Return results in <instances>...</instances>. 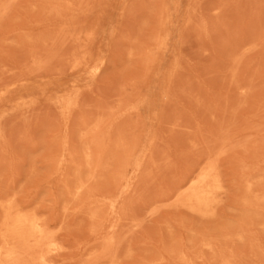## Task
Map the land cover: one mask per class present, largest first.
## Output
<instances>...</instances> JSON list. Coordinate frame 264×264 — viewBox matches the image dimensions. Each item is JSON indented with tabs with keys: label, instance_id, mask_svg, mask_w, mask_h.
I'll return each mask as SVG.
<instances>
[{
	"label": "rangeland",
	"instance_id": "374dc122",
	"mask_svg": "<svg viewBox=\"0 0 264 264\" xmlns=\"http://www.w3.org/2000/svg\"><path fill=\"white\" fill-rule=\"evenodd\" d=\"M44 1L0 0V247L13 203L57 233L55 264H201L225 245L222 264H264V0ZM209 160L224 193L202 216L181 190Z\"/></svg>",
	"mask_w": 264,
	"mask_h": 264
},
{
	"label": "bare ground",
	"instance_id": "6f19581e",
	"mask_svg": "<svg viewBox=\"0 0 264 264\" xmlns=\"http://www.w3.org/2000/svg\"><path fill=\"white\" fill-rule=\"evenodd\" d=\"M16 1V0H15ZM46 1V0H45ZM44 1V3H46V2H48V1H46L45 2ZM63 1V0H62ZM73 1V0H72ZM12 2H13V0H12ZM53 2V1H52ZM56 2H58V1H56ZM64 2V1H63ZM74 2V1H73ZM66 3H68V2H65L64 4H66ZM70 3H71V1H70ZM70 3H69V5H70ZM51 4V3H50ZM61 4V3H60ZM63 4V3H62ZM63 4V5H64ZM74 4V3H73ZM73 4H71V5H73ZM44 5H46V6H48L49 5V2L48 3H46V4H44ZM62 5V6H63ZM79 5V4H78ZM77 5V6H78ZM50 6V5H49ZM49 6H48V8H49ZM51 6H52V4H51ZM50 6V7H51ZM66 6V5H65ZM73 6H75V5H73ZM7 6H5L4 8H6ZM44 7V6H43ZM57 7V6H56ZM55 7V8H56ZM67 7H69V6H67ZM72 7V6H71ZM76 7V6H75ZM46 7H44L43 8V12L45 13V10L46 9H48V8H46ZM54 8V9H55ZM2 9V11H3V8H1ZM45 9V10H44ZM69 9H70V7H69ZM77 9V11H78V8H76ZM80 9V8H79ZM4 10H6V9H4ZM56 10V9H55ZM59 10H60V7H59ZM59 10H58V12H57V14L59 13ZM7 12H8V10H6ZM49 11H50V9H49ZM52 11V10H51ZM50 11V12H51ZM62 11V10H61ZM77 11H76V13H77ZM80 11V10H79ZM6 12V15L8 14ZM46 12H47V10H46ZM53 12H55V11H53ZM2 13V12H1ZM0 13V14H1ZM3 13H5V12H3ZM49 13V12H48ZM73 13V12H72ZM50 14V13H49ZM48 14V15H49ZM52 14V13H51ZM68 14V13H67ZM66 14V16H68ZM3 15V14H2ZM5 15V14H4ZM3 15V16H4ZM47 15V14H46ZM59 16H60V14H58ZM73 15V14H72ZM72 15H70V16H72ZM56 16V15H55ZM48 17V16H47ZM47 17H46V20L44 19V21H46V22H48L47 21ZM51 17V16H50ZM74 17V16H73ZM53 18V17H52ZM55 18V17H54ZM72 18V17H71ZM70 17H69V19H71ZM68 19V18H67ZM52 21V20H51ZM67 22H70V21H67ZM66 23V22H65ZM44 24H46V23H44ZM47 25V24H46ZM49 25H50V22H49ZM49 25H48V27H49ZM66 25H67V23H66ZM66 25L64 26V27H66ZM68 25H70L69 23H68ZM69 32V30L67 31V33ZM78 35V34H77ZM30 39V38H29ZM85 55V54H84ZM88 56V55H87ZM81 57V56H80ZM80 59V58H79ZM77 60V59H76ZM82 60V59H81ZM86 60V59H85ZM80 63H82V62H80ZM74 66V65H73ZM78 66H80L78 63L77 64H75V67H78ZM82 66V65H81ZM46 75V74H45ZM43 77V76H42ZM48 77V76H47ZM46 80H47V78L46 77H44ZM42 81H45V80H42ZM89 130V129H88ZM92 130V129H91ZM91 130H89V131H91ZM87 131V130H86ZM91 133V132H90ZM84 134V133H83ZM89 134V133H88ZM82 135V134H81ZM87 135V134H86ZM90 135V134H89ZM85 136V135H84ZM87 137H89V136H87ZM67 141V140H66ZM65 141V143H67ZM94 141V140H93ZM96 141H97V143L99 142L97 139H96ZM96 141H95V143H96ZM92 143V142H91ZM94 143V142H93ZM92 143V146H97L96 144H93ZM88 144H90V143H88ZM100 144V143H99ZM230 144V143H229ZM255 144V143H254ZM223 145H225V146H227L226 145V143L225 144H222V146ZM91 146V147H92ZM224 146V147H225ZM245 146V145H244ZM258 146V145H257ZM99 147V146H98ZM223 147V148H224ZM245 147H247V146H245ZM249 147H251V146H249ZM254 146L252 145V148H253ZM100 148V147H99ZM221 148V147H220ZM225 149H227L226 147L224 148V150ZM245 149V148H244ZM254 149V148H253ZM85 150H87V149H85ZM92 150V149H91ZM230 150V149H229ZM246 150H247V148H246ZM256 150H258L257 148H256ZM255 150V151H256ZM101 151V150H100ZM219 151H220V149H219ZM245 151V150H244ZM248 151H250L251 152V150H250V148H249V150ZM226 152V151H225ZM230 152V151H229ZM247 152V151H246ZM249 152V153H250ZM218 154H219V152H217ZM221 153H223L222 152V148H221ZM228 153V152H227ZM254 153V152H253ZM256 153V152H255ZM262 153H260L259 155H261ZM103 154H100V155H98V158H100L99 156H102ZM245 155V154H244ZM250 155H251V153H250ZM258 155V154H257ZM93 156H94V154H93ZM216 156V155H215ZM223 156H225V154L223 153ZM222 155H220V158L221 157H223ZM245 156H247V155H245ZM249 156V155H248ZM252 156H254V154L252 155ZM262 157V156H261ZM72 158V157H71ZM103 158V157H102ZM215 158V157H214ZM217 158L220 160V158H219V155L215 158V162L217 161ZM245 157H243V159H244ZM259 158V157H258ZM92 159V158H91ZM241 159H242V156H241ZM254 159V158H253ZM260 159V158H259ZM258 159V160H259ZM264 159V156L262 157V160ZM63 160H65V159H63ZM62 160V161H63ZM94 160H96V158L94 159ZM100 160V159H99ZM211 160V159H210ZM208 161V163L210 162V164H207V166H204V168L203 169H201L200 171H199V173H196V175L195 176H193V177H191L187 182H186V184H185V186H184V189H183V192H182V190H181V188H179L181 185H182V181H184L186 178H184L183 180H181V183H179L178 185H180V186H177L178 187V190L180 189L181 190V193L183 194V195H185L186 196V200H184V204H183V201H176L177 203H180V204H183L182 206L185 208V205L186 206H188L189 205V207L193 210V211H195V212H197V213H199L200 215H202V216H208V215H210V214H212V206H214V204H216L217 205V196L219 195V194H221V192L222 193H224L223 192V187H222V184H221V181H220V176L218 175V172H216V170L218 169V170H220V168L218 167V168H216V167H214L215 166V164H211V161L213 160V158H212V160L211 161ZM218 160V161H219ZM250 160H252V158L250 157ZM91 161V160H90ZM89 161V162H90ZM102 161V160H101ZM100 161V162H101ZM245 161V160H244ZM96 162H98V160H96V161H93V163L96 165L97 163ZM214 162V163H215ZM221 162V161H220ZM259 162H261V161H259ZM61 163V165H62V163L63 162H60ZM59 163V164H60ZM86 163V162H85ZM84 163V161H83V165L85 164ZM212 163H213V161H212ZM217 163H219V162H217ZM217 163H216V165H217ZM241 163H243V161L241 162ZM256 163H257V161H256ZM71 164V163H70ZM75 164V163H74ZM74 164H72V165H74ZM89 164V163H88ZM91 164V163H90ZM100 164V163H99ZM240 164V163H239ZM245 164V163H244ZM246 164H248V163H246ZM98 165V164H97ZM96 165V166H97ZM101 165V164H100ZM255 165V164H254ZM257 165H259V164H257ZM75 166V165H74ZM77 166V165H76ZM95 166V167H96ZM102 166V165H101ZM139 166V165H138ZM223 166V165H222ZM242 166V165H241ZM240 166V167H241ZM251 166V165H250ZM71 167V166H70ZM80 167H81V165H80ZM79 167V168H80ZM84 167V166H83ZM90 167V166H89ZM99 167V166H98ZM104 167V166H103ZM103 167H101V168H98V170L99 169H103ZM221 167V166H220ZM238 167H239V165H238ZM259 167V166H258ZM72 169L74 168V167H71ZM82 168V167H81ZM86 168H87V166H86ZM253 169H257V168H254V167H252ZM85 169V168H84ZM241 169H242V167H241ZM260 168H258L257 170H259ZM74 170V169H73ZM80 170L81 169H79V170H77L78 172H79V174H81V172H80ZM93 170V169H92ZM217 170V171H218ZM83 171V170H82ZM87 171H89L90 172V170L88 169ZM253 171V170H252ZM76 172V171H75ZM84 172V171H83ZM91 174V173H90ZM221 174H222V172H221ZM220 174V175H221ZM239 174V173H238ZM82 175V174H81ZM80 175V176H81ZM95 175H96V172H95ZM249 175V174H248ZM258 175V174H257ZM256 175V177H259V176H257ZM261 175V174H260ZM75 176V175H74ZM254 176V175H253ZM78 177H79V175H78ZM225 177V176H224ZM247 177V176H246ZM80 178H82V176L80 177ZM93 178H95L94 176H93ZM220 178V179H219ZM255 178V177H254ZM263 179H264V177H262ZM84 179V178H83ZM249 179V178H248ZM251 179H253V178H251ZM258 179V178H257ZM259 179H260V177H259ZM255 180V179H254ZM80 181V180H79ZM225 181V180H224ZM256 182H258V181H256ZM68 183H70V182H68ZM244 183H246V182H244ZM253 183H254V181H253ZM259 183V182H258ZM239 184V183H238ZM263 184V183H262ZM227 185V184H226ZM226 185H224V186H226ZM241 185V184H240ZM253 185V184H252ZM256 185V184H255ZM86 186V185H85ZM249 186V188L251 187V185H248ZM237 187V186H236ZM235 187V188H236ZM253 187H254V185H253ZM65 188V187H64ZM226 188V187H225ZM248 188V187H247ZM246 188V189H247ZM258 188H260L261 189V187L260 186H258ZM245 189V190H246ZM63 190H66V189H63ZM87 190V189H86ZM177 190V189H176ZM242 190V189H241ZM241 190L240 191H235V192H241ZM244 190V189H243ZM259 190V189H258ZM258 190H256V192H254V193H257V192H259ZM83 191V184L81 183V182H79L78 184H77V186H76V193L78 194V193H81ZM85 191V190H84ZM175 191V190H174ZM233 191V190H232ZM65 192V191H64ZM63 192V195L65 196L66 195V193H64ZM169 192V191H168ZM172 192H173V190H172ZM171 192V193H172ZM227 192V191H226ZM234 192V191H233ZM234 192V193H235ZM246 192V191H245ZM252 192V193H253ZM261 192V191H260ZM259 192V193H260ZM264 192V191H263ZM262 192V193H263ZM86 193H88L87 191L86 192H84V194L83 195H85ZM176 193V192H175ZM174 193V194H175ZM181 193L179 194V196L178 195H176V197H180V195H181ZM76 194V195H77ZM92 194V193H91ZM228 194V193H227ZM230 194H232V193H230ZM237 194V193H236ZM236 194H233V195H236ZM246 193H244V195H245ZM264 194V193H263ZM62 195V196H63ZM68 195V194H67ZM66 195V196H67ZM170 193H169V197H170ZM260 195V194H259ZM69 196H71L70 194H69ZM225 196V195H224ZM246 196H248V194L247 195H245V197ZM74 197V196H73ZM72 196H71V198L72 199H75V198H73ZM77 197V196H76ZM79 197H80V200H79V198H76L75 200H77L78 199V201H80V203H82V202H84L83 200H81V199H84L85 198V196L83 197L82 195L80 196L79 195ZM82 197V198H81ZM89 197V196H88ZM164 197H165V195H164ZM172 197H175V196H172ZM218 197H220V195L218 196ZM222 197H223V195H222ZM228 197V196H227ZM233 197V196H232ZM236 197V196H235ZM244 197V196H243ZM242 197V198H243ZM262 197V196H261ZM64 198V197H63ZM66 198V200H67V198H69V197H65ZM184 198V197H183ZM72 199H68L69 201H70V203L72 202V203H75V201L74 200H72ZM225 198H223V200H224ZM228 199V198H227ZM231 199V198H230ZM234 198H232L231 200H233ZM235 199H237V198H235ZM252 199V198H251ZM256 199V198H255ZM86 201H87V199H85ZM92 200H94V199H92ZM221 200V199H220ZM238 200V199H237ZM264 200V199H263ZM11 201V200H10ZM74 201V202H73ZM82 201V202H81ZM95 201V200H94ZM185 201L187 202L186 204H185ZM244 201V200H243ZM66 202H68V201H66ZM175 202V203H176ZM221 202H222V200H221ZM235 203V201L233 200L232 201V203ZM242 202V201H241ZM254 202V201H253ZM253 202H251V203H253ZM69 203V202H68ZM76 203H79V202H76ZM87 203V202H86ZM89 203V202H88ZM95 203V202H94ZM174 203V205H176ZM219 203V202H218ZM233 203V204H234ZM239 203V202H238ZM173 204V203H172ZM180 204H178V206L180 205ZM5 205H7V204H5ZM159 205H161L160 204V202H159ZM164 206H165V204H163ZM173 205V206H174ZM219 205V204H218ZM245 205V204H244ZM251 205V204H250ZM254 205V204H253ZM16 206V205H15ZM103 206H105V205H102V207ZM111 206L112 207H110L111 209H113V207H114V205H113V203L111 204ZM158 206V205H157ZM177 206V207H178ZM181 206V205H180ZM221 206H223L222 204L220 205V207ZM249 206V205H248ZM155 207H156V205H155ZM153 208V209H156V208ZM216 207V206H215ZM15 207H14V204L13 203H10V204H8V207H7V209H6V216H5V222L3 223V229H4V232H3V235H2V237H3V242H4V244H3V242H2V245H1V247H0V264H55V262H52L51 260H50V258L51 257H49L50 255H52V253L54 254V253H56V252H58V251H60V249L62 248V246L60 247V245L51 237V235H53V234H57V233H53V234H49V232L46 230V228H45V226H44V223L42 222V220H41V218L40 217H38L36 214H34L35 213V209L34 210H31V211H34V213L33 214H28L29 213V211H28V213H23L22 211V209H20V208H18V207H16V208H18V209H20V210H22V211H16V209H14ZM109 208V209H110ZM157 208H159V207H157ZM161 208H162V205H161ZM181 208V207H180ZM232 208H233V206H232ZM104 209V208H103ZM152 209V210H153ZM186 209H188V208H186ZM214 209V208H213ZM234 209V208H233ZM238 209H239V207H238ZM242 209H244V208H242ZM249 209H251L250 207H249ZM254 209V208H253ZM15 210V211H14ZM100 210V209H99ZM157 210H159V209H157ZM218 210H219V208H218ZM254 210H256V209H254ZM257 210H259V209H257ZM101 211V210H100ZM108 211H110V210H108ZM99 212V211H98ZM100 213H102V212H99V214ZM218 213V212H217ZM248 213V212H247ZM251 213V212H250ZM250 213H248V214H250ZM193 215H196L195 213H192ZM251 214H253V213H251ZM40 215V214H39ZM101 215V214H100ZM217 215V214H216ZM219 215V214H218ZM96 216V215H95ZM123 216V215H122ZM42 217V216H41ZM103 217V216H102ZM195 217H197V216H195ZM216 217H218V216H216ZM97 218H98V220H99V216L97 215ZM97 218H96V220H97ZM104 218V217H103ZM122 218V217H121ZM93 219H95V217H93ZM96 220H94V221H96ZM97 220V221H98ZM239 220V219H238ZM253 220V219H252ZM264 220V219H263ZM44 221V220H43ZM93 221V222H94ZM100 221V220H99ZM102 221H105L106 222V219H104V220H102ZM102 221H101V223L100 222H98L99 224H97V222H96V224L97 225H95V229L97 228V226L98 225H104L105 226V233L106 232H108L109 230H106V229H111V231L112 230H115V229H113V228H107V226H106V224H105V222H103L102 223ZM255 221V220H254ZM94 224H95V222H94ZM115 224H117V226L116 227H120V226H118V223H115ZM134 224H135V222H134ZM230 224V223H229ZM228 224V225H229ZM260 224H262L263 225V223L262 222H260ZM47 226V225H46ZM114 226V225H113ZM261 226V225H260ZM94 227V226H93ZM101 227V226H100ZM191 228H192V226H190ZM102 228V227H101ZM245 228V227H244ZM264 228V227H263ZM49 229H51V228H49L48 227V230ZM99 229V228H98ZM195 229V228H194ZM253 229V228H252ZM255 229V228H254ZM53 230V229H52ZM100 230H103L104 231V229L102 228V229H100ZM116 230H118V229H116ZM115 230V231H116ZM121 230V229H120ZM119 230V231H120ZM188 230H190V229H188ZM251 230V229H250ZM249 230V231H250ZM56 231V230H55ZM59 231V230H58ZM95 231V230H94ZM98 231V230H97ZM97 231H95V233L97 232ZM118 231V233H114V235H116L117 236V234L119 235L120 234V232ZM185 231V230H184ZM194 231V230H193ZM200 231V230H199ZM206 231V230H205ZM229 231V230H228ZM126 232V231H125ZM124 232V233H125ZM191 232V231H190ZM189 232V233H190ZM59 233V232H58ZM99 234L101 233V232H98ZM103 233V232H102ZM109 233H111L110 231H109ZM186 233H188V231L186 232ZM188 233V234H189ZM193 233H195V232H193ZM203 233V232H202ZM213 233V232H212ZM243 233H245V232H243ZM112 234V233H111ZM221 234V233H220ZM224 234V233H223ZM235 234V233H234ZM98 235V234H97ZM106 235L108 236L109 234H107L106 233ZM114 235H112V236H114ZM172 235V234H171ZM185 235L186 234H184V237H185ZM190 235V234H189ZM245 235H247V233L245 234ZM249 235V234H248ZM252 234H250V236H251ZM103 236H105V235H103ZM109 236H111V235H109ZM109 236H108V238H109ZM194 236V235H193ZM255 236V233L253 234V237ZM188 237V236H187ZM55 238H56V236H55ZM117 238V237H116ZM191 238H192V236H191ZM231 238V237H230ZM243 238V237H242ZM105 239H106V237H105ZM110 239V238H109ZM109 239H106V242H107V240H109ZM114 239V238H113ZM171 239H174L175 240V236H174V238H173V236H172V238ZM185 239H188V238H185ZM207 239V238H206ZM224 239V238H223ZM104 240V239H103ZM102 240V243L103 242H105V241H103ZM110 240H112V239H110ZM109 240V241H110ZM181 240V239H180ZM194 240V239H193ZM198 240V239H197ZM197 240H196V242H197ZM252 240V239H251ZM58 241V240H57ZM179 240L177 239V242H178ZM191 241H192V239H191ZM198 241H200L201 242V240H198ZM204 241H206L205 239H204ZM227 241V240H226ZM105 242V243H106ZM114 242H115V240H114ZM171 242H173V241H171ZM170 242V243H171ZM182 241H180V244H182L181 243ZM195 242V243H196ZM200 242H199V244H197L196 243V245L195 246H197V249H198V247H200L199 249L200 250H202V247L200 246L201 244H200ZM208 242H209V240H208ZM208 242H206V243H208ZM222 242V241H221ZM251 242V241H250ZM254 242H257V239L254 241ZM259 242V241H258ZM111 243H113L112 241H111ZM115 243H117V242H115ZM174 243V242H173ZM185 244H187V243H189L188 241H186V242H184ZM220 243V242H219ZM253 243V242H252ZM177 244V243H176ZM180 244H179V246H180ZM210 244H212L213 245V242H211ZM251 244V243H250ZM258 244V243H257ZM61 245H63V244H61ZM104 245V244H103ZM105 245H109L108 243H106ZM113 245H115V244H113ZM113 245H111V246H113ZM199 245V246H198ZM204 245H206V244H204ZM221 245V244H220ZM254 245V244H253ZM110 246V245H109ZM108 246V247H109ZM169 246H170V244L168 245V247L166 246V249L164 248V250H168V248H169ZM178 245H176V247H177ZM178 246V247H179ZM193 247L192 248V250L195 248L196 249V247ZM202 246H203V243H202ZM218 246H219V244H218ZM218 246L217 245H215V247H217L218 248ZM222 246V245H221ZM221 246H219V248H221L222 249V247L224 248V245L221 247ZM234 246V245H233ZM232 246V247H233ZM251 246H252V244H251ZM255 246V245H254ZM257 246H259V244L257 245ZM164 247V246H163ZM171 247H173V248H175V249H177L175 246H173V244H172V246ZM182 247H183V244H182ZM181 247V248H182ZM214 247V246H213ZM236 247V245L234 246V248ZM103 248H105L106 249V247H104L103 246ZM102 248V249H103ZM113 248V250H115L116 251V248L118 249V247H117V245H116V248L114 249V247H112ZM173 248H170L171 250H172V253H173V255L175 254V253H177V255H175V256H177L178 258H179V256L178 255H180L181 253H179L178 254V249H180V247L177 249L178 251L177 252H173ZM187 248H190V246L189 247H187ZM218 248V249H219ZM231 248V247H230ZM234 248H232V250H234ZM254 248V247H253ZM64 249H65V246H64ZM101 249V250H102ZM105 249H104V251H101V250H98L97 252L99 253V255H100V257H101V254H100V252L99 251H101V253L102 254H105L106 255V253H108V252H105ZM109 249V248H108ZM107 249V250H108ZM194 249V250H195ZM199 249H198V251H199ZM216 249V248H215ZM215 249H211L212 250V252H213V250L215 251ZM218 249H217V251H218ZM229 248L227 247L226 248V245H225V248H224V251L225 250H227V251H230V250H228ZM236 249V248H235ZM251 249V248H250ZM106 250V251H107ZM163 249H162V252H161V254L163 253L164 255L165 254H168L169 253V251H167V252H163L164 251ZM182 250V249H181ZM184 250V249H183ZM183 250H182V254L183 253H185V252H183ZM191 250V249H190ZM190 250H187V251H190ZM206 250V249H205ZM210 250V249H209ZM209 250H207V251H209ZM220 250V249H219ZM231 250V251H232ZM238 250V249H237ZM93 251V250H92ZM109 251V253L107 254V256L110 254V251H112V250H108ZM176 251V250H175ZM203 251H204V249H203ZM221 251H223V250H221ZM224 251H223V253H224ZM226 251V252H227ZM239 251V250H238ZM28 252H35V254H34V256L32 255V258L30 257V261L31 262H29V260H28V262L27 263H25V261L23 262L22 261V258H24V253H27L28 254ZM63 251H61V253H62ZM96 252V251H95ZM104 252V253H103ZM118 252H120V251H118ZM118 252H111V253H113V254H110V256L112 255H114V253L115 254H117ZM200 252H202V251H199V252H197V250L195 251V253L197 254V255H199L200 254ZM219 252V251H218ZM225 252V253H226ZM29 253V254H30ZM59 253V252H58ZM58 253H56L55 255H57ZM91 253H94V252H91ZM188 253H190V252H187V254L185 255V256H187L188 255ZM193 253V255H194V251L192 252ZM208 253H210V252H208ZM213 253H215V252H213ZM217 253V252H216ZM215 253V254H216ZM221 254L220 252L219 253H217V256H214L215 257V259H213L214 260V264H215V262H217V260L218 259H220V258H218L217 259V257H219L220 255H224V256H226L225 255V253L224 254ZM229 253V252H228ZM228 253H226L227 254V256L229 255ZM231 253V252H230ZM33 254V253H32ZM97 254V253H96ZM121 254V253H120ZM132 254V253H131ZM159 254V255H158ZM157 255L159 256V258H160V253H158ZM171 254V253H170ZM195 254V255H196ZM202 254V253H201ZM212 254V253H211ZM211 254H207V252H206V256H208V260H210L211 261V263L213 262L211 259L212 258H214ZM218 254H220V255H218ZM233 254V251H232V253H231V255ZM237 254V253H236ZM22 255H23V257H22ZM88 255H89V253H88ZM87 255V256H88ZM99 255L97 254V256L96 257H99ZM156 256V257H153V258H157V255L156 254H153V256ZM194 255V256H195ZM231 255H229L230 257H232L233 255H235V254H233L232 256ZM107 256H105V257H107ZM111 256V257H112ZM115 256H117V255H114V257ZM193 256V257H194ZM206 256H203V257H201V258H203V261L202 262H204L205 260V257ZM210 256L212 257V258H210ZM224 256H221V257H224ZM238 256V255H237ZM237 256H235L236 258H237ZM95 257V258H96ZM99 257V258H100ZM104 257V255L102 256V258ZM118 257V256H117ZM170 257H172L173 258V256H170V255H168L167 256V258L169 259ZM177 257H175L176 259L175 260H177L178 258ZM188 257V256H187ZM190 257V256H189ZM193 257H191V258H193ZM196 258H197V256H195ZM194 257V258H195ZM28 258V256L27 255H25V259H27ZM53 258V257H52ZM90 258V257H89ZM93 258V257H92ZM162 258V259H161ZM160 258V260H162V261H164V264H167V263H165V260H163V256ZM172 258H170L169 260L167 259V261H169L170 263H171V261L170 260H172ZM200 258V259H201ZM210 258V259H209ZM233 259H235L236 260V258H234V256L232 257ZM240 258H241V256H240ZM55 259V258H54ZM54 259H52V260H54ZM108 258H106V260H107ZM119 259V258H118ZM144 259V258H143ZM199 259V258H198ZM206 259H207V257H206ZM217 259V260H216ZM225 260L226 259H231V258H224ZM223 258H222V260H224ZM233 259H231L232 261H234L233 263H235V260H233ZM86 260V259H85ZM90 260V259H89ZM93 260H96V259H93ZM105 260V259H104ZM104 260H100V261H104ZM110 260V259H109ZM113 260V259H112ZM150 260V259H149ZM153 260L154 259H152V262H151V264H153ZM159 260V262H162V261H160ZM175 260H172V262H174ZM179 261H180V259H178ZM194 260V259H193ZM221 260V259H220ZM231 260H230V262H231ZM27 261V260H26ZM56 261H57V259H56ZM99 261V259H97V261L95 262V263H97ZM125 261V260H124ZM142 261V260H141ZM151 261V260H150ZM158 261V260H157ZM179 261H177L176 262V264L177 263H179L180 264V262ZM188 261H189V259H188ZM209 261V262H210ZM237 261H239L238 259H237ZM58 262V261H57ZM56 262V263H57ZM90 262H92L93 263V261L91 260ZM105 262V261H104ZM155 262H156V259H155ZM168 262V263H169ZM196 262H197V264H198V262L199 261H197V259H196ZM202 262H201V264H202ZM218 262H219V260H218ZM226 262V261H225ZM227 262H228V264L230 263L228 260H227ZM64 262H61V264H63ZM73 263V262H72ZM86 263H88V264H90L89 262H87L86 261ZM94 263V264H95ZM102 263V262H101ZM106 263H107V261H106ZM111 263V262H110ZM112 263H113V261H112ZM145 263H150V262H145ZM191 263H193L192 262V260H191ZM206 263H208L207 262V260H206ZM232 263V262H231ZM232 263V264H233ZM241 263H242V261H241ZM245 263H246V261H245ZM58 264H60V262L58 263ZM65 264V263H64ZM68 264H70V263H68ZM98 264V263H97ZM105 264V263H104ZM108 264H109V262H108ZM140 264V263H139ZM144 264V263H143ZM155 264V263H154ZM159 264V263H158ZM163 264V263H162ZM174 264V263H173ZM183 264H185V263H183ZM200 264V263H199ZM204 264V263H203ZM208 264H210V263H208ZM219 264H222V262L220 261L219 262ZM227 264V263H226ZM236 264V263H235ZM238 264H240V262L238 263Z\"/></svg>",
	"mask_w": 264,
	"mask_h": 264
}]
</instances>
